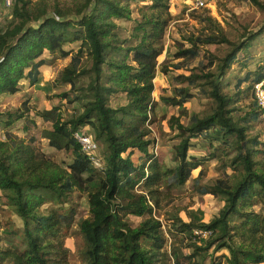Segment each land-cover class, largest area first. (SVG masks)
Listing matches in <instances>:
<instances>
[{"label":"trees","instance_id":"trees-1","mask_svg":"<svg viewBox=\"0 0 264 264\" xmlns=\"http://www.w3.org/2000/svg\"><path fill=\"white\" fill-rule=\"evenodd\" d=\"M170 1L12 0L0 25V96L20 93L23 82L39 85L42 67L71 57L55 79L69 90L53 97L72 106L69 115L64 117L60 106L35 114L51 126L42 138L71 161L61 165L36 147L35 137L26 140L12 132L20 121L23 132L34 127L28 101L14 111H0V206L22 222L20 231L2 228L0 264H69L64 243L73 227L82 241L76 264H164L165 235L153 214L161 204L173 207L177 190L200 168L192 190L223 205L208 223L194 211L186 213L187 222L179 212L170 215L168 233L188 238L193 250L172 253L175 264H206L211 248L227 250L229 256L212 257L208 264H264V142L254 130L264 110L253 94L254 86L264 82V64L246 71L232 91H225L233 65L239 62L246 69L252 61L250 49L264 35V25L233 41L205 12L198 20L202 32L175 41L172 56L180 62L160 64L173 18ZM240 1L264 11L259 0ZM127 22L132 23L128 32L123 25ZM71 45L77 46L75 51L65 49ZM206 46L222 49L202 60ZM198 58V65L189 68ZM157 67L164 76L169 69L188 70L187 75H170L172 91L160 97L164 106L177 108L186 119L169 120L179 141L171 148V165L150 153L154 141L148 125L156 117L152 94ZM243 84L247 88L241 89ZM198 94L209 102V112L187 116L184 106ZM116 96H123L125 103L112 106ZM250 97L253 101L240 104ZM79 130L94 140L96 166L75 139ZM193 141L200 143L203 156L188 155ZM212 160L221 177L203 184L202 166ZM75 195L86 196L88 202V217L78 221ZM46 204L54 207L42 209ZM129 217L141 221L132 226ZM196 230L210 232L205 247L197 246L203 239L193 234Z\"/></svg>","mask_w":264,"mask_h":264},{"label":"rangeland","instance_id":"rangeland-1","mask_svg":"<svg viewBox=\"0 0 264 264\" xmlns=\"http://www.w3.org/2000/svg\"><path fill=\"white\" fill-rule=\"evenodd\" d=\"M264 4V0H259ZM216 9L214 10H195L192 9L191 0H171L170 1V10L169 12L172 15V21L169 24L165 40L163 42V54L159 59L160 64L165 62L168 65H175L180 62V60H175L173 54L176 52L175 41L182 43L190 33L202 32L204 29L202 25L198 23L199 19H202L205 12H209V16L217 21L221 27L224 29L225 34L228 39L236 41L243 38L245 31L247 32H256L262 25H264V11H259L256 7L252 6L250 3L240 1V0H215ZM10 11V10H9ZM9 11H4L1 7L0 1V13H1V23L2 25L6 20ZM135 17V15H134ZM124 25V28L128 32L132 23L127 22ZM188 47L187 44H185ZM76 45L66 46L65 49L76 50ZM222 47L219 46H206L203 48V53L200 57H206L209 52L214 54H219ZM250 56L253 57L252 61L248 64V67L245 69L242 67L241 63L237 62L233 65L232 70L227 74L225 81L228 82V88L225 91H232L233 86L235 85L237 78L243 77L246 71H254L257 66L264 64V35L260 36L252 45L250 49ZM46 59H49L47 54L44 55ZM201 58L196 59L191 62L188 67H196ZM208 57L207 60H209ZM71 57L63 60H55L51 65H46L41 68L42 77L40 79V85L30 87L26 82L23 86V89L20 94L15 96H0V111H14L17 108H20L23 102L28 101V106L30 108L29 117L34 122V127L30 128L28 132H23V121L18 122L16 127L12 129V132L18 137L23 139H29L30 137H35L36 147L43 152L45 155L50 157L55 162L66 165L71 161L70 155L63 151H56L53 148H50L48 141L42 138V132L45 130L51 129L49 123H44L39 117L35 114L36 112H41L43 110H48L53 106H60L62 114L65 116L69 115L70 109L72 106L66 105L65 103H60L58 99H53L55 95L61 94L69 90V87L66 85H58L55 81L61 69L69 64ZM185 69V68H184ZM171 73L169 76H164L160 72V68L157 67L155 70V80L154 85L155 89L152 94V97L157 101L156 107V117L152 124L148 125L150 131V140L154 141L153 145L150 146V153H152L160 162H164L167 165L172 163V150L171 148L178 144V139L176 138V132L170 128L169 120L171 117H179L180 121L186 122L185 117L180 116V111L177 108L164 106L160 102L161 96L170 95L172 91L170 75L178 74H188V70H174L169 69ZM247 88V84H243L241 89ZM196 93V92H194ZM253 97L245 99L241 102L242 105H247L249 102L253 101ZM123 96H116L112 98L111 105L116 106L117 104H124ZM185 109L187 111V116H190L194 113L196 114H205L209 112V102L198 94L194 99L190 100L185 104ZM263 121L254 129L255 131H260V141L264 142V117ZM3 138V133L0 130V139ZM196 145L192 147L188 155L194 157H201L205 153L201 149V145L197 141H193ZM216 144H214L215 146ZM98 154L100 153L99 148ZM134 161L137 163V155L133 157ZM201 169V168H200ZM200 169H197L193 172L190 181L182 188L177 190L174 195V211L173 207H163L160 210H156L153 216L158 219L162 224V229L165 235V246L163 252L166 253L164 257V264H175L174 259L172 258V253H175L178 256V252L187 255L192 253V249L188 248L189 239L176 235L173 232L175 237H172L168 233L170 228V215L177 214L179 212V217L187 222L186 213L189 211H194L201 213V218L203 223H208L213 217L218 215V211L222 207V202L213 198L210 195L199 197L191 188V181L194 179ZM203 169V180L202 183L209 184L216 178H220L218 163L216 160L208 161L202 166ZM230 173V172H228ZM1 195V193H0ZM71 200V198H69ZM74 203V208L76 209L75 221H78L82 218L88 217V202L86 196H72ZM54 207L53 204H46L42 209H49ZM261 206H256L254 208L255 212H259ZM141 221L140 218L129 217V222L132 226H136ZM6 227L9 230L15 232L20 231L22 228L21 220L9 209L0 206V237H3L2 228ZM74 231L65 239V247L69 250L68 263L76 264L79 262V249L81 248L82 241L81 238L76 233V228L73 227ZM203 242L197 244L199 247H205L206 241L209 240V237H201ZM18 242V239L16 240ZM5 245V243L1 242ZM209 257H207L205 263L208 264L209 260L212 257H222L229 256L227 250H220L218 252H213L212 248L209 250ZM224 261V260H222Z\"/></svg>","mask_w":264,"mask_h":264},{"label":"built area","instance_id":"built-area-1","mask_svg":"<svg viewBox=\"0 0 264 264\" xmlns=\"http://www.w3.org/2000/svg\"><path fill=\"white\" fill-rule=\"evenodd\" d=\"M192 9L195 10H214L216 9L215 0H191ZM1 7L4 11H9L12 7V0H1ZM0 23H1V13H0ZM253 94L256 100L257 106L264 110V82L259 83L254 86ZM75 139L80 145L82 151L89 155L90 161L93 165L99 163V159L96 153V145L92 136L86 130H79L75 133ZM196 237H207L210 232L196 230L193 232Z\"/></svg>","mask_w":264,"mask_h":264},{"label":"crops","instance_id":"crops-1","mask_svg":"<svg viewBox=\"0 0 264 264\" xmlns=\"http://www.w3.org/2000/svg\"><path fill=\"white\" fill-rule=\"evenodd\" d=\"M41 77H42V73H41ZM41 79V78H40ZM23 84V86H24V84H25V82H23L22 83ZM28 84V83H27ZM40 85V84H39ZM31 87V86H30ZM21 93V92H20ZM20 93H18V94H20ZM18 94H16V95H18Z\"/></svg>","mask_w":264,"mask_h":264}]
</instances>
